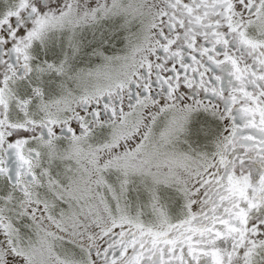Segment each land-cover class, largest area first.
<instances>
[{
	"label": "snow or ice",
	"instance_id": "1",
	"mask_svg": "<svg viewBox=\"0 0 264 264\" xmlns=\"http://www.w3.org/2000/svg\"><path fill=\"white\" fill-rule=\"evenodd\" d=\"M0 264H264V0H0Z\"/></svg>",
	"mask_w": 264,
	"mask_h": 264
}]
</instances>
